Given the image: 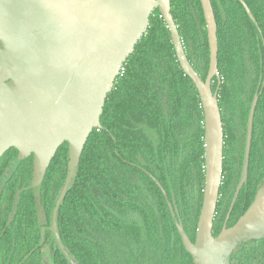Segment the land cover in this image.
Wrapping results in <instances>:
<instances>
[{
	"label": "trees",
	"instance_id": "obj_1",
	"mask_svg": "<svg viewBox=\"0 0 264 264\" xmlns=\"http://www.w3.org/2000/svg\"><path fill=\"white\" fill-rule=\"evenodd\" d=\"M186 56L205 80L210 49L201 0H170ZM211 0L218 37V101L224 128L223 180L213 236L219 235L241 179L251 106L256 108L249 179H264V0ZM219 87V89H218ZM204 113L193 81L181 68L170 31L156 9L109 93L101 125L90 135L66 197L56 213L51 264H193L173 222L166 198L175 202L192 242L205 186ZM69 145L53 158L45 181L54 202L68 174ZM250 184V182H249ZM244 187L229 220L233 226L249 208ZM249 198V197H248ZM56 209V207H55ZM54 209V211H55ZM50 218L52 209L49 211ZM12 230H9V232ZM0 252L20 264L30 251L17 250L24 231ZM38 236V234H36ZM57 235V237H56ZM9 236V235H7ZM34 252L23 264H41ZM67 254V255H66ZM230 264H264V240L238 247Z\"/></svg>",
	"mask_w": 264,
	"mask_h": 264
},
{
	"label": "water",
	"instance_id": "obj_2",
	"mask_svg": "<svg viewBox=\"0 0 264 264\" xmlns=\"http://www.w3.org/2000/svg\"><path fill=\"white\" fill-rule=\"evenodd\" d=\"M239 1L250 15L244 1ZM201 4L210 49L205 80L186 56L170 0H0V158L11 149L21 158L33 155L37 185L59 148L69 145L68 174L56 204V218L85 145L101 125L106 99L159 9L178 62L193 81L204 113L205 186L194 242L181 225L175 202L172 205L162 185L146 173L165 196L193 264H230L238 247L264 240V186L233 226H225L213 236L223 180L224 128L218 91L212 90L215 78L221 85L217 23L211 0H201ZM258 100L256 94L248 120L241 179L228 217L248 180Z\"/></svg>",
	"mask_w": 264,
	"mask_h": 264
},
{
	"label": "flooded vegetation",
	"instance_id": "obj_3",
	"mask_svg": "<svg viewBox=\"0 0 264 264\" xmlns=\"http://www.w3.org/2000/svg\"><path fill=\"white\" fill-rule=\"evenodd\" d=\"M47 172L39 184L35 185L33 155L21 158L16 149H11L0 158V252L12 250L13 247L6 245V243L12 240V236L18 235L17 232L24 231L23 238L16 241V249L30 251V253L25 256L20 264L27 261L37 251L42 253L39 255L41 264H51L50 253L56 249L67 252L61 240H57V245L53 241V236L57 230V218L54 216V209L58 201L54 202L51 190L45 191L44 189ZM249 175L250 173L243 188L250 185L252 190L246 193L243 206L247 205L251 198V192H253L254 197L251 205L264 186V179L260 175L256 176L254 180L249 179ZM51 209L50 218L49 211ZM228 214L221 231L225 226L229 227L231 214L229 217ZM9 230L12 231L9 232ZM7 263L6 257L0 254V264Z\"/></svg>",
	"mask_w": 264,
	"mask_h": 264
},
{
	"label": "built area",
	"instance_id": "obj_4",
	"mask_svg": "<svg viewBox=\"0 0 264 264\" xmlns=\"http://www.w3.org/2000/svg\"><path fill=\"white\" fill-rule=\"evenodd\" d=\"M123 72V69H122V71H121V73Z\"/></svg>",
	"mask_w": 264,
	"mask_h": 264
}]
</instances>
